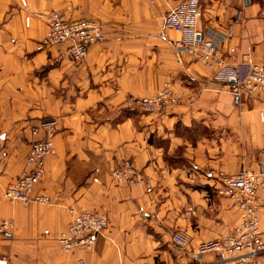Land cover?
Instances as JSON below:
<instances>
[{"label":"crops","instance_id":"1","mask_svg":"<svg viewBox=\"0 0 264 264\" xmlns=\"http://www.w3.org/2000/svg\"><path fill=\"white\" fill-rule=\"evenodd\" d=\"M29 9L98 20L105 41L81 62L59 46H44L47 24L29 26L19 0H0V234L7 264H233L196 245L220 237L240 211L218 193V171L264 169V101L213 79L204 64L180 55V32L166 24L185 0H27ZM264 0H200L198 27L221 37L246 69L264 60ZM170 82L179 103L161 111L142 102ZM261 111L263 117H261ZM55 119V152L47 157L34 194L47 203L10 202L5 185L24 166L30 144L47 136ZM35 129H37L35 131ZM131 159L149 185L116 184L109 171ZM97 178L98 182H94ZM190 206L194 215L186 214ZM69 207L107 217L92 250L64 252L57 241ZM264 233V211L260 214ZM183 231L187 248L173 242ZM256 264H264V254Z\"/></svg>","mask_w":264,"mask_h":264},{"label":"built area","instance_id":"2","mask_svg":"<svg viewBox=\"0 0 264 264\" xmlns=\"http://www.w3.org/2000/svg\"><path fill=\"white\" fill-rule=\"evenodd\" d=\"M19 2L26 26L30 25L33 18L46 22L47 31L42 45L63 47L64 53H61L60 57L67 55L72 61H83L92 45L105 40L103 25L96 19L72 18L58 11L48 13L31 11L27 0ZM199 8L200 0H185L182 5L171 9L165 16L166 24L181 34L173 43L176 51L204 64L212 70L215 81L229 85L235 93L241 88L264 101V60L242 69L237 63L234 49L227 52L222 50L221 37L217 32L198 27ZM179 101L180 97L172 84L164 82L151 97L142 102V105L146 110L161 111ZM55 124V119L41 122L40 127L49 129L48 134L30 144L20 173L5 185L3 197L8 201L23 204L49 202L47 196L34 194V191L45 174L47 157L55 152L52 141ZM260 153L264 155V148ZM6 155L7 152L0 142V160ZM109 174L116 184L150 183L131 159L118 161L110 169ZM217 179L220 183L218 193L229 198L239 209V221L224 235L199 242L194 252L217 253L221 257L220 262L256 264L257 258L264 254V233L260 227V214L264 211V169L260 167L254 171L241 168L236 173L218 171ZM93 181L98 182V179L93 178ZM69 213L70 222L57 238L59 246L66 253L76 248L92 250L98 236L107 227L106 215L88 208L76 207H69ZM185 213L194 215L196 210L188 206ZM13 227L12 220L0 219V234L10 232ZM173 242L184 249L189 244V237L185 232L178 231L173 236ZM77 263L85 264V261L78 259ZM0 264L7 263L0 260Z\"/></svg>","mask_w":264,"mask_h":264},{"label":"trees","instance_id":"3","mask_svg":"<svg viewBox=\"0 0 264 264\" xmlns=\"http://www.w3.org/2000/svg\"><path fill=\"white\" fill-rule=\"evenodd\" d=\"M263 6H264V2H263Z\"/></svg>","mask_w":264,"mask_h":264},{"label":"rangeland","instance_id":"4","mask_svg":"<svg viewBox=\"0 0 264 264\" xmlns=\"http://www.w3.org/2000/svg\"><path fill=\"white\" fill-rule=\"evenodd\" d=\"M105 41V40H104ZM81 62V61H80Z\"/></svg>","mask_w":264,"mask_h":264}]
</instances>
